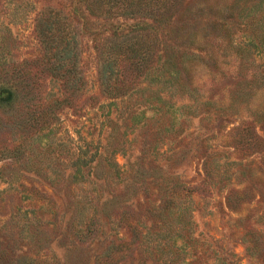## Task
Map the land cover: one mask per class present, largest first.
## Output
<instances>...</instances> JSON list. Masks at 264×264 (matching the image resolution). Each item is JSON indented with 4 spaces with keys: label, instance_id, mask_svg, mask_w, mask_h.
<instances>
[{
    "label": "rangeland",
    "instance_id": "obj_1",
    "mask_svg": "<svg viewBox=\"0 0 264 264\" xmlns=\"http://www.w3.org/2000/svg\"><path fill=\"white\" fill-rule=\"evenodd\" d=\"M75 1L0 0L2 66L42 59L36 20L54 11L83 79L38 125L21 102L0 110V264H264V0H175L159 23ZM135 23L172 76L119 64L112 97L97 51ZM35 83L45 104L65 91Z\"/></svg>",
    "mask_w": 264,
    "mask_h": 264
},
{
    "label": "trees",
    "instance_id": "obj_2",
    "mask_svg": "<svg viewBox=\"0 0 264 264\" xmlns=\"http://www.w3.org/2000/svg\"><path fill=\"white\" fill-rule=\"evenodd\" d=\"M174 1L122 0V3H119V0H76L73 5L90 2L92 16H109L110 18L114 15L134 17L141 11V13H149L148 15L153 16V21L159 23L166 19V9L171 7ZM113 3L114 6L111 5ZM117 4L120 5L116 6ZM73 11L74 16H76V9H73ZM241 12L245 13V10ZM42 15L48 17L45 19L39 17L35 26L39 40L43 45L42 59L8 64V68H6V64L3 66L0 64V77H2V83H0V110H4L3 104L8 103L10 105L9 109H12L15 102L16 104L21 102L24 108L34 109L35 114H31L34 119L31 122L32 125L40 124L38 121L44 115L50 117L51 111L61 104L71 105L68 103H70L72 94L78 91L79 85L83 84L78 68L80 57L79 36L71 32L65 33L66 23L56 17H50L59 16L56 12L50 11L48 14ZM251 20L250 22H252ZM141 27L144 29L140 31L139 28ZM141 27L138 26V23H135L133 27L127 29L128 33L122 36L121 40L112 41L108 38L106 41L108 45L99 48L97 51L99 61L98 80L103 93L112 97L122 93L124 87H122L123 80H121L119 64L132 66L134 68L132 69L133 72L135 74L137 72L138 77L143 75L145 79L149 76L153 78L156 75L166 80L167 77L172 76L171 72L166 73L164 71L166 70L165 67L159 68L160 64L168 63L167 66H170L171 62L164 58L166 55L162 56L154 27L149 25ZM43 74L58 80L65 89L61 98L52 97L46 104L44 103L45 98L41 97L38 85L35 83ZM171 87L172 83H169L168 88ZM188 87L192 88L190 81H188ZM245 88L249 89L250 85L246 80H243L239 84L236 94ZM174 89L176 88L173 85V91ZM192 91H195L194 88L189 90V92ZM247 93L249 92L244 91L241 93L240 98L242 101ZM188 97L192 99L193 95L188 94ZM41 110L42 112H39ZM253 123L252 121L246 127L244 126L243 131L249 135L251 141H260L255 133Z\"/></svg>",
    "mask_w": 264,
    "mask_h": 264
}]
</instances>
